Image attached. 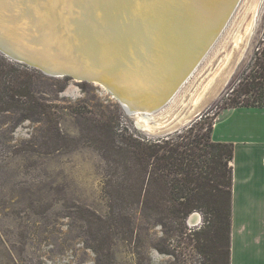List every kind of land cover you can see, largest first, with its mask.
<instances>
[{
	"label": "rangeland",
	"instance_id": "374dc122",
	"mask_svg": "<svg viewBox=\"0 0 264 264\" xmlns=\"http://www.w3.org/2000/svg\"><path fill=\"white\" fill-rule=\"evenodd\" d=\"M263 52L264 0H241L199 66L150 122L128 113L98 83L51 75L0 52V57L28 67L36 96L54 108L60 134L77 143L70 151H46L39 146L50 143L44 138V123L0 114V264H99L84 219L108 218L110 202L104 193L105 161L93 147L83 145L86 117L109 112L120 129L154 140L198 120L214 123L227 109L234 87L251 73ZM30 146L34 150L25 151ZM127 214L137 227L135 238L130 242L116 237L110 262L104 264H205L196 251L171 247L178 243L160 227L147 230L137 208ZM153 245L170 252L159 253Z\"/></svg>",
	"mask_w": 264,
	"mask_h": 264
},
{
	"label": "trees",
	"instance_id": "16d2710c",
	"mask_svg": "<svg viewBox=\"0 0 264 264\" xmlns=\"http://www.w3.org/2000/svg\"><path fill=\"white\" fill-rule=\"evenodd\" d=\"M228 100L227 109L264 108V52ZM8 113L17 121L44 123V138L50 143L39 146L46 151L77 148L74 140L60 134L52 105L36 96L28 67L1 56L0 114ZM86 118L83 145L93 147L105 161L104 193L110 202L108 218L84 219L98 263L110 262L116 237L133 241L137 227L127 211L137 208L147 230L160 227L166 237L174 238L178 243L176 248L171 245L174 249L196 251L205 264H230L234 145L213 141L215 122L198 120L181 132L154 140L120 129L109 112ZM194 213L201 214L203 224L192 228L188 219ZM153 247L159 253L170 252Z\"/></svg>",
	"mask_w": 264,
	"mask_h": 264
},
{
	"label": "bare ground",
	"instance_id": "6f19581e",
	"mask_svg": "<svg viewBox=\"0 0 264 264\" xmlns=\"http://www.w3.org/2000/svg\"><path fill=\"white\" fill-rule=\"evenodd\" d=\"M214 1L217 7L213 8ZM228 2L231 0H0V32L7 39L15 37L18 41L12 38V42L45 60L71 58V64L88 74L99 69L95 73L100 77L129 85L130 90L116 88L117 94L127 103L135 101L132 109L141 122H150L156 114L141 113L143 97L132 93L141 95L136 91L143 89L159 93L167 86V77L183 73L212 34L207 23L195 27L201 10L207 7L206 12L217 21L225 16Z\"/></svg>",
	"mask_w": 264,
	"mask_h": 264
},
{
	"label": "crops",
	"instance_id": "0c3cea01",
	"mask_svg": "<svg viewBox=\"0 0 264 264\" xmlns=\"http://www.w3.org/2000/svg\"><path fill=\"white\" fill-rule=\"evenodd\" d=\"M212 139L234 145L230 264H264V108L226 109Z\"/></svg>",
	"mask_w": 264,
	"mask_h": 264
},
{
	"label": "water",
	"instance_id": "95a60500",
	"mask_svg": "<svg viewBox=\"0 0 264 264\" xmlns=\"http://www.w3.org/2000/svg\"><path fill=\"white\" fill-rule=\"evenodd\" d=\"M210 2V1H209ZM241 0H231V3L227 4V10L225 11L226 14L225 16H221L220 19L215 20V17H213L210 13L206 12L208 11V8L206 7V10H201L204 11L199 15L200 21L195 24L196 28H202L204 25L203 23L209 24V28L212 29L209 31L211 36H209V40L205 41L203 45L200 46V50L195 56L192 58L190 61L191 63L184 69V72L179 73L178 76L173 77H167L169 80H167L168 84L165 88H163L162 91H159L154 93V90H149L147 91L146 89L143 90H138L136 92H141V95H137L132 93L134 96H142L143 101H140L139 106H142V111L141 113H155L158 114L157 112L159 109L162 107L166 106L168 103H171V100L175 96V94L178 92L179 88L184 84V82L188 79V77L191 75L192 71L199 66V63L201 60L204 58V56L209 52L211 47H213L214 43L219 39L225 28L227 27L228 23L230 22L232 16L234 15L236 9L238 8ZM217 2L214 1L212 2V7H217L215 6ZM37 4V2H36ZM205 8V7H204ZM44 12L51 14L50 9H45ZM197 19V18H196ZM198 20V19H197ZM190 24L193 23V21L190 19L188 20V23ZM218 22V23H217ZM217 23V24H216ZM188 24V25H190ZM214 24H216L214 26ZM213 26V27H212ZM188 27V26H187ZM45 30H42L44 32ZM12 36V35H11ZM12 38L17 40L15 37H11L7 39L1 32H0V52L9 57L11 60L20 62L22 64H26L29 66H32L34 68H38L48 74L51 75H63V76H68L72 77L74 79L80 80V81H86V82H93V83H99L103 84L111 89H113L112 94L122 103L126 111L132 115H135L136 117L139 118L137 112H135L132 109V104H136L135 101H130L127 103L125 100H122L119 95L117 94V89L119 88L123 91L125 90H130L129 85L124 84L119 86L118 83H116L114 80L110 79L108 80L107 78H102L98 74L95 73V71H100L95 70L93 71L94 74H88L87 72L82 71L80 68H78L76 65L71 64L72 60L71 58H64L60 60L59 62H51L48 60H45L42 56L38 55L37 53H30L28 50H24V48L21 47V44L16 42H12ZM50 38V37H49ZM53 39L52 42H54L55 38L52 37ZM18 41V40H17ZM17 45V46H16ZM192 47V45H190ZM74 55V54H73ZM71 55V56H73ZM74 57V56H73ZM59 67V68H58ZM92 72V71H91ZM165 78V79H167ZM173 78V79H172ZM115 90V91H114ZM133 90V89H132ZM139 101V100H138ZM135 102V103H134ZM159 129V128H157ZM156 129V130H157ZM155 130V129H154ZM172 133L168 134L171 135ZM201 216L199 213H194L188 220V224L190 227H198L201 223Z\"/></svg>",
	"mask_w": 264,
	"mask_h": 264
}]
</instances>
